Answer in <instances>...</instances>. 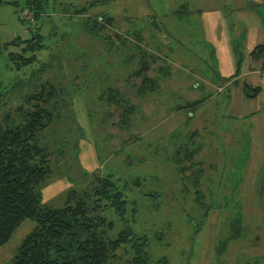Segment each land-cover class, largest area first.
Segmentation results:
<instances>
[{
    "label": "rangeland",
    "instance_id": "374dc122",
    "mask_svg": "<svg viewBox=\"0 0 264 264\" xmlns=\"http://www.w3.org/2000/svg\"><path fill=\"white\" fill-rule=\"evenodd\" d=\"M47 2L36 21L26 0H0V42L31 40L39 33L44 49L38 51V59L46 63L21 73L7 51L2 54L0 92H8L17 78H26V87H13L0 116L22 103L28 92L36 94L34 85L46 80L63 90L67 105L61 110L63 117L68 116L66 125L56 122L42 137L53 151L59 150L55 174L42 189L45 202L62 207L71 188H89L96 175L114 174L112 179L123 182L139 178L140 186L129 188L138 199L136 214L129 212L122 219L114 209L106 210L115 222L111 236L130 224L137 236L149 238L147 253L155 262L264 264V136L256 127L259 103H252L251 115L250 101L244 92L237 95V89H228L233 85L230 80L221 84L209 80L214 81L219 67L211 57L204 25L205 14L223 13L224 27L243 47V27H233L228 19L242 5L264 14V0ZM93 2L99 5L90 7L88 14L78 13ZM102 13L114 18L112 25L106 24L101 32L88 29V17ZM142 50L162 57L148 73L160 78L154 88L143 89V76H136ZM161 67L168 73L160 75ZM198 85V91L191 90ZM110 88H118L134 107L128 128H121L125 105L107 101ZM198 100L202 103L197 108L185 107ZM183 148L195 152L192 160H186ZM145 192L159 195L157 205L141 196ZM234 221L239 222L235 227L248 229L225 251L222 243ZM34 226L25 220L16 229L0 248V264L10 262ZM117 254L112 264H133L136 256L130 245Z\"/></svg>",
    "mask_w": 264,
    "mask_h": 264
},
{
    "label": "trees",
    "instance_id": "16d2710c",
    "mask_svg": "<svg viewBox=\"0 0 264 264\" xmlns=\"http://www.w3.org/2000/svg\"><path fill=\"white\" fill-rule=\"evenodd\" d=\"M98 3L88 4V8H82L78 13L88 14V9L99 5ZM47 4V0H26V7L34 14L36 21L42 17ZM88 18L87 24L91 27L88 29H98L100 32L106 28V24L112 25L114 21L108 13ZM40 49H44L42 36L37 33L31 40L17 39L7 44L0 42V57L7 51L10 62L16 63L15 70L24 73L28 69L46 64H41L38 59ZM234 52L237 56V66L240 68L244 62L243 55L238 49ZM250 58L253 63L263 65L264 44H258L250 53ZM160 59L162 57L159 55L141 51L140 68L136 76H143V89L159 85L158 77H150L148 73L151 64ZM164 68L161 67L160 71L168 73L167 67ZM17 80V83L10 82L9 93L6 90L0 92V113L13 87L18 90L26 87V78ZM2 87L0 78V88ZM34 87L36 94L28 92L22 103L8 110L4 117L0 116V248L9 242L25 220L35 223L8 264H112L118 258L119 249L125 245H130L136 253L133 264H168L167 259L154 261L152 254L147 253L151 243L149 238L137 236L130 224L125 223L118 235L111 236L115 222L108 219L106 210L114 209L122 219L129 212L136 214L138 199L132 197L129 188L140 186L139 178L123 182L122 178L112 179L114 174L96 175L93 185L89 188H71L62 207L56 208L45 202L42 189L55 174V154L59 150L53 151L49 143L42 141V137L54 123L60 121L66 125L65 119L68 120V116H62L61 110L66 108V103L62 100L63 90L55 83L46 80L35 84ZM109 90L106 96L109 103L115 101L118 105H125L121 128L130 127L127 121L134 107L118 88ZM244 91L248 98L254 99L258 96L260 88L245 84ZM201 103L202 100H198L185 107L192 110ZM185 150L183 148L182 151ZM182 151H178V154ZM185 153L186 160L190 161L195 152L186 150ZM175 159L182 163L178 156H175ZM199 176L198 173L194 176L197 183ZM197 192L199 196V191ZM143 194L149 196V200L157 205V193L145 192L141 196ZM200 196L202 197V194ZM209 213V209L206 214L204 212V218H207ZM235 223L239 222H233V228L222 243L225 244V247H222L225 251L228 245L238 241L248 229L246 225L235 227Z\"/></svg>",
    "mask_w": 264,
    "mask_h": 264
},
{
    "label": "crops",
    "instance_id": "0c3cea01",
    "mask_svg": "<svg viewBox=\"0 0 264 264\" xmlns=\"http://www.w3.org/2000/svg\"><path fill=\"white\" fill-rule=\"evenodd\" d=\"M246 1V0H245ZM261 5V4H260ZM246 6V5H245ZM242 5L239 9L235 8L234 18L228 19L229 22H233V27H243L240 37L245 41V45L241 47L232 38V32H227V28L224 27L225 18L223 13L216 12L215 14H205L204 25L206 26V38L209 44L212 46V58L219 67L217 70L216 78L214 81L209 79L211 82L223 83V81H231L233 83L229 90L237 89L235 93L238 95V91L243 94L244 85L249 84L253 88L259 87L260 92L256 98H248L251 106H248V112L253 113L255 100L259 105L256 107V111L261 115L257 116L256 127L258 131H262V137L264 136V67L260 63H253L250 58V53L258 44H264V14L258 12V9L247 10V8ZM245 8V9H244ZM238 9V10H237ZM246 10L248 13H246ZM255 14H253V13ZM245 13L247 15H245ZM251 18V19H250ZM171 38V37H170ZM235 49L239 50L243 55V65L238 68L237 58L235 57ZM179 53V52H177ZM211 54V53H210ZM161 61V59L159 60ZM163 73H160V75ZM164 75V74H163ZM163 75L161 76L163 78ZM160 80V78H158ZM200 84V83H199ZM200 85L194 86L191 90L196 91ZM227 90V89H226ZM198 91V90H197ZM230 103H233V91H229ZM235 100V99H234ZM243 105H245V100H243ZM234 104V103H233ZM232 104V105H233ZM242 108V107H241ZM238 113L242 112V109H233ZM252 115V114H251ZM260 136V134H259Z\"/></svg>",
    "mask_w": 264,
    "mask_h": 264
}]
</instances>
